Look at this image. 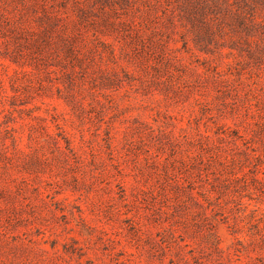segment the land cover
<instances>
[{
	"label": "rangeland",
	"instance_id": "374dc122",
	"mask_svg": "<svg viewBox=\"0 0 264 264\" xmlns=\"http://www.w3.org/2000/svg\"><path fill=\"white\" fill-rule=\"evenodd\" d=\"M0 12V264H264V0Z\"/></svg>",
	"mask_w": 264,
	"mask_h": 264
},
{
	"label": "trees",
	"instance_id": "16d2710c",
	"mask_svg": "<svg viewBox=\"0 0 264 264\" xmlns=\"http://www.w3.org/2000/svg\"><path fill=\"white\" fill-rule=\"evenodd\" d=\"M11 20V18L7 17V15L3 12H0V28H3L2 26L4 25V22H9ZM39 20L41 22H44L45 25L43 26V34H49L53 31L56 30V28H53V26L57 25L59 27V29H57V34L59 36L60 39L65 41V45L67 47V49L72 50L73 48V44L75 43V40L77 38V34L75 35L74 31L68 27V24L64 22V18L62 16H60V14L50 10V11H46L43 13L42 16L39 17ZM61 21L58 25V21ZM10 27L16 28V30H18L19 35H22V32H24V28H22L20 26V24H18L17 22L15 24L10 25ZM204 28V32L207 33V27L203 26ZM27 36H29V33L27 32Z\"/></svg>",
	"mask_w": 264,
	"mask_h": 264
}]
</instances>
